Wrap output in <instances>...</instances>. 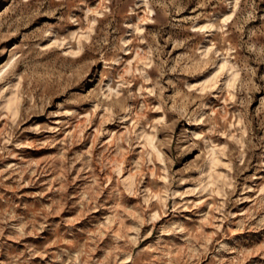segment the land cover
<instances>
[{"label":"rangeland","instance_id":"rangeland-1","mask_svg":"<svg viewBox=\"0 0 264 264\" xmlns=\"http://www.w3.org/2000/svg\"><path fill=\"white\" fill-rule=\"evenodd\" d=\"M0 264H264V0H0Z\"/></svg>","mask_w":264,"mask_h":264},{"label":"bare ground","instance_id":"bare-ground-1","mask_svg":"<svg viewBox=\"0 0 264 264\" xmlns=\"http://www.w3.org/2000/svg\"><path fill=\"white\" fill-rule=\"evenodd\" d=\"M220 68H224V65H222ZM219 69V68H218ZM221 70V69H220ZM223 70V69H222ZM221 70V71H222ZM217 72H220L217 70ZM15 101L13 98H8V99H5V105H4V108L7 109L9 112L11 113H14L15 112V108H16V105H15ZM144 141H146L149 145H150V141L148 138H144ZM214 158V157H213ZM213 158H211L210 160V163L213 161Z\"/></svg>","mask_w":264,"mask_h":264}]
</instances>
